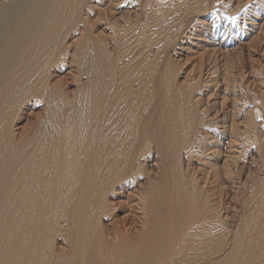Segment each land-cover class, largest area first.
I'll use <instances>...</instances> for the list:
<instances>
[{
  "label": "bare ground",
  "instance_id": "6f19581e",
  "mask_svg": "<svg viewBox=\"0 0 264 264\" xmlns=\"http://www.w3.org/2000/svg\"><path fill=\"white\" fill-rule=\"evenodd\" d=\"M0 264H264V0H0Z\"/></svg>",
  "mask_w": 264,
  "mask_h": 264
}]
</instances>
